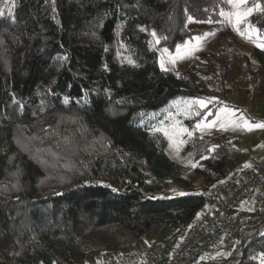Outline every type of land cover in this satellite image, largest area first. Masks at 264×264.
<instances>
[{"label":"trees","instance_id":"trees-1","mask_svg":"<svg viewBox=\"0 0 264 264\" xmlns=\"http://www.w3.org/2000/svg\"><path fill=\"white\" fill-rule=\"evenodd\" d=\"M226 4L0 0V190H9L14 174L19 184L0 191V264H80L92 254L129 253L157 230L175 233L195 221L205 193L184 179L186 168L170 157L155 127L175 111L173 101L201 95L189 74L162 70L158 59L161 50L175 53L203 33L190 20L217 23ZM259 12L254 26L264 32ZM237 46L227 38L209 58L214 67L221 63L222 81L233 60L248 79L264 77V49L239 54ZM118 55L128 60L118 62ZM68 115L91 136L105 137L107 152L75 161L68 186L41 190L44 169L20 150L18 135H32L43 122L51 126L41 138L53 126L61 134ZM209 118L205 110L191 113L185 123L193 139L184 153H235L229 136L202 135L198 122ZM168 183L189 191L161 196ZM262 253L264 232L246 242L236 264H261Z\"/></svg>","mask_w":264,"mask_h":264},{"label":"rangeland","instance_id":"rangeland-1","mask_svg":"<svg viewBox=\"0 0 264 264\" xmlns=\"http://www.w3.org/2000/svg\"><path fill=\"white\" fill-rule=\"evenodd\" d=\"M256 4H258L257 0H247V4L243 5L241 10L253 7ZM235 11L236 9L227 0L224 13ZM258 15L259 10L254 9L251 15L247 17V23H245L248 27L247 30L241 31L244 28V23H242L239 25L240 32L235 30L234 16L231 23L225 17L217 23L190 20L188 26L191 29L196 28L203 31V33L187 40L179 48L182 52L186 47L194 48L195 50L190 55L177 59L175 64L167 63V55L163 57L166 61L167 71L175 74L187 73L191 76V80L196 85L201 97L194 99L180 98L173 101L170 106L175 111L170 112L166 119L155 127V131L162 133L166 137L170 157L186 168L184 179L192 183V188L202 189L203 193L208 192V187H215L216 184L225 180L226 176L230 181L245 178L253 165L264 160V128L248 130L239 120V117L243 116L249 123H264V79L260 86L259 97L261 99L259 100L255 91H251L248 88L250 87L249 84L246 85L245 81L236 82L237 74L240 72V62L238 60H233L229 69L225 70L223 82L220 78L223 76L221 63L218 64L217 62L219 61L215 60L217 65L214 67V64L209 59L227 38L232 40L234 44L235 42L237 43L238 46L235 51L239 54H250L257 47V43L264 42L263 36H261L260 40L256 39L260 32L253 33L252 36L254 35L253 38L255 39L251 40L240 34L244 32L247 36V33L251 32L250 25L253 23L252 20H254L253 18L256 20ZM208 33H212V35H207ZM196 37H201V39L197 41ZM162 52L163 50L159 52L158 59L160 68ZM169 54L175 55L176 52H169ZM127 60L126 57L118 55V62ZM199 102H203L204 106ZM196 108L198 111L205 110L206 117L210 116L208 122H205V120L198 122L203 124L204 131L201 132L202 135L206 139H213L218 135L223 137L230 136L233 139V143H235L236 148L234 149L236 153H207L206 149L203 153H184L188 140L193 139V132H190L191 135H189L185 122L190 119L191 113ZM225 108L230 110V113L234 112L235 115L226 116L221 112ZM218 113L221 115L220 120H217ZM229 118L236 123H230ZM212 121H216V124L212 127H204L206 124H211ZM221 124L224 126L221 127ZM47 125L43 122L41 127L34 129V133L30 136L19 133L18 145L22 152H27L25 154L42 165L45 178L41 181V190L58 191L62 187L68 186L71 181L68 175L70 170L68 169L74 168L73 164L77 163L75 161L82 163L81 161L88 156L106 154L107 139L103 136H91L76 115H68L61 119V126H59V128L62 127V129H59L61 134L54 132L56 129L53 126V130L51 128L47 130L51 136L48 135L41 138V134L45 135L47 133L44 131L45 128L49 129L51 126L47 127ZM179 129H186L187 131L180 132L178 136H172L171 139L164 134L167 131L171 135ZM193 164L196 165L195 168L192 167ZM6 185L10 191L18 189L17 175L11 176ZM9 190L5 188L2 191L7 193L6 191ZM167 191H169L171 196H180L179 193L186 194L189 190L168 183V188L162 189L160 195H165ZM246 204L253 206L250 200L246 201ZM259 215L261 218L264 217V212ZM262 232H264L263 218L259 226L253 228L249 233H245L246 235L243 234V237H238L236 253L233 255L238 260L230 263H224L223 261L218 263L236 264L246 254V243H243V241L247 242L244 240L245 236L251 238L258 236ZM165 234L163 230H157L145 237L132 251L134 253L133 257L127 256L123 258L124 256L122 255L125 253L92 254L80 264H113L115 260H117V264H138L137 259L145 258Z\"/></svg>","mask_w":264,"mask_h":264},{"label":"built area","instance_id":"built-area-1","mask_svg":"<svg viewBox=\"0 0 264 264\" xmlns=\"http://www.w3.org/2000/svg\"><path fill=\"white\" fill-rule=\"evenodd\" d=\"M252 201V208L244 204ZM264 212V161L232 186L219 184L204 194L195 221L175 233H166L138 264H214L234 262L238 237L261 224ZM250 238H244L248 241ZM243 243H246L243 241ZM131 251L123 258L133 257ZM117 264V260L113 261ZM130 264V263H123Z\"/></svg>","mask_w":264,"mask_h":264},{"label":"snow or ice","instance_id":"snow-or-ice-1","mask_svg":"<svg viewBox=\"0 0 264 264\" xmlns=\"http://www.w3.org/2000/svg\"><path fill=\"white\" fill-rule=\"evenodd\" d=\"M228 3L232 5V7L234 9H236L235 12H230V13H224L223 11L221 12V15L225 17L226 20H228V22H232V17L234 16L235 17V24H234V27H235V30L240 32V28H239V25H241L242 23H247V17L249 15H251V13L253 12L254 9H258V10H262L264 11V9H261V5L259 4H256L254 5L253 7H249V8H245L243 10H241L242 6L243 5H246L247 4V0H228ZM5 13L3 10H0V16H3ZM191 19V18H190ZM251 27V32L247 33V38L248 39H252V34L253 33H259V29L255 28V27ZM241 35H245L244 32H241L240 33ZM153 37H156V33L153 32L152 33ZM207 35H212V33H208ZM197 41H199L201 39V37H196L195 38ZM257 40H260L261 37L259 35H257L256 37ZM255 42V41H254ZM156 43L158 44L159 43V39L156 40ZM257 47H260V48H264V42H260V43H257ZM195 49L194 48H185L183 50V52L181 51V49L178 47L177 50H176V54L175 55H171L169 54L168 52V49H163V52H162V57H161V62H160V66L163 70L167 71L168 69L166 68L165 64H166V61L164 60V56L167 55L168 56V60H167V63H172V64H175L176 60L177 59H180L182 58L183 56H187V55H190ZM129 62L132 63V61L129 59ZM201 103L202 106L203 105V102H199ZM222 113H224L226 116H230V115H235V113H230V110L228 109H222L221 110ZM221 119V115L220 113L217 114V120H220ZM239 120L243 123V126L246 127L248 130H251L252 128H264V123H256V124H252V123H249L248 120H246L243 116L239 117ZM229 122L230 123H236L235 121H232L230 120L229 118ZM216 124V121H212L211 124H206L204 125V127H212L213 125ZM224 125L221 124V127H223ZM239 126V125H237ZM197 127H200V125H197ZM183 131H187L186 129H179L177 131H174L171 135L169 134V132L165 131V135L166 136H169V139L172 138V136H178L180 132H183ZM189 135H191V133H189ZM192 167H196L195 164L192 165ZM115 191V189H113ZM179 195H185V193H179ZM260 259H261V264H264V253H262L260 255Z\"/></svg>","mask_w":264,"mask_h":264},{"label":"crops","instance_id":"crops-1","mask_svg":"<svg viewBox=\"0 0 264 264\" xmlns=\"http://www.w3.org/2000/svg\"><path fill=\"white\" fill-rule=\"evenodd\" d=\"M259 14H260V12H259ZM259 16V15H258ZM258 16H256L257 18H258ZM256 18V19H257ZM254 20H252L253 21V23L251 24V26L252 27H255L254 26V22H255V18H253ZM244 25V28L243 29H241V31H245V30H247V24H243ZM249 26V25H248ZM260 32V31H259ZM246 39H248L247 38V36H246V34L245 35H243ZM259 36L261 37V36H263L264 37V34H263V32H260L259 33ZM254 37V35L252 36V39H255V38H253ZM226 40V39H225ZM224 40V41H225ZM250 40V39H249ZM253 51V50H252ZM232 63L230 62V64L228 65V69H229V67H230V65H231ZM257 67V64L255 65V68ZM227 69V70H228ZM239 70H240V72L237 74V78H236V82L237 81H245L246 82V85H250V87H248V88H250V90L251 91H255V94H256V96H257V98L260 100L261 99V97H259V94H260V89H261V82L263 81V79H264V77H260L259 76V74L257 75V76H255V80L254 79H248L249 77H245V76H243V74H241V72H242V70H241V65L239 66ZM241 79V80H240ZM225 81H226V79H225ZM255 96V97H256ZM230 137V136H229ZM231 138V137H230ZM232 139V138H231ZM233 140V139H232ZM233 142V141H232ZM234 145H233V147L234 148H236L235 147V143H233ZM235 153H236V151H235ZM262 161H264V160H262ZM262 161H260V162H262ZM260 162H258V163H260ZM258 163H256V164H258ZM255 164V165H256ZM255 165H253V167L250 169V171H249V173L248 174H250L252 171H253V168H254V166ZM247 174V175H248ZM240 180V179H239ZM239 180H236V181H230L229 179H227V176H226V179L225 180H223L222 182H220V183H218V184H216V185H219V184H227V185H229V186H232V185H234L235 183H237ZM245 206H247L248 208H251L252 206H248L247 204H244Z\"/></svg>","mask_w":264,"mask_h":264}]
</instances>
